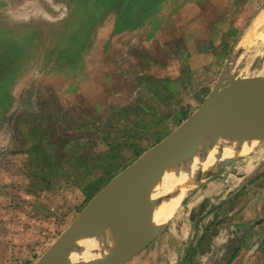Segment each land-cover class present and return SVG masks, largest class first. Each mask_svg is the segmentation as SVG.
Instances as JSON below:
<instances>
[{
    "label": "rangeland",
    "instance_id": "obj_1",
    "mask_svg": "<svg viewBox=\"0 0 264 264\" xmlns=\"http://www.w3.org/2000/svg\"><path fill=\"white\" fill-rule=\"evenodd\" d=\"M225 69L264 76V0H10L0 14V264H35L115 176L204 103ZM254 128L249 153L200 179L127 264H181L185 254L183 264H210L186 246L230 216L229 188L256 177L239 193L264 199V137ZM218 136L187 159L206 157ZM205 184L223 203L190 212ZM238 257L215 264H263Z\"/></svg>",
    "mask_w": 264,
    "mask_h": 264
},
{
    "label": "water",
    "instance_id": "obj_2",
    "mask_svg": "<svg viewBox=\"0 0 264 264\" xmlns=\"http://www.w3.org/2000/svg\"><path fill=\"white\" fill-rule=\"evenodd\" d=\"M226 69L204 103L174 132L115 176L35 264H71L74 260L79 264H127L162 233L165 224L154 221V215L158 207H167L173 199L175 185L165 175L177 170L179 158L191 155L207 136L222 135L220 125L240 103L264 117V76L236 79ZM226 80L229 84L224 86ZM254 129L261 135L258 138L264 137V120L260 119ZM156 185L158 192L153 190ZM128 188L136 189L143 221L116 228V248L83 246L94 219L116 202L123 203V192Z\"/></svg>",
    "mask_w": 264,
    "mask_h": 264
},
{
    "label": "bare ground",
    "instance_id": "obj_3",
    "mask_svg": "<svg viewBox=\"0 0 264 264\" xmlns=\"http://www.w3.org/2000/svg\"><path fill=\"white\" fill-rule=\"evenodd\" d=\"M260 119L264 120V117L249 106L240 103L228 115L223 124L220 125L221 133L224 137L220 140L218 139L219 146H216L215 149H210L211 151L208 150V152L204 150L203 152L206 151L207 153L206 157L202 156L200 150L191 159H187L188 156L186 155L184 157L181 156L177 170L174 173L167 172L165 175L167 179H171L170 183L175 185L173 199L167 207L160 206L156 209L154 221L166 224L177 211L190 190L195 187L200 179L205 177L212 169L214 170L221 163V160L227 159L226 161H228L230 159L245 157L249 153L251 142L253 141H249L246 138L256 139L255 135H251V130L258 125ZM241 139L242 142H240ZM245 139L247 142H245ZM210 142L214 141L211 140ZM221 148L225 149L224 153H221ZM158 185L154 187V191L158 192ZM123 198V203L116 202L106 212L94 219L92 232L88 239L83 241V246L116 248L119 241L118 237L115 236V229L127 228L133 223L143 221L136 189L128 188L124 190ZM97 231L100 232V235H96L95 232ZM71 264L79 263L77 260H74Z\"/></svg>",
    "mask_w": 264,
    "mask_h": 264
},
{
    "label": "crops",
    "instance_id": "obj_4",
    "mask_svg": "<svg viewBox=\"0 0 264 264\" xmlns=\"http://www.w3.org/2000/svg\"><path fill=\"white\" fill-rule=\"evenodd\" d=\"M137 9V8H134ZM10 13V0H0V14ZM264 173V170L260 172V175ZM256 177L249 180H255ZM252 181L237 182L236 186L229 188L230 191L235 192L232 194L231 199L227 205H230V216L223 220H218V217L209 220L217 219L213 227L207 226L205 231H197V239L193 236L187 244V251H196L199 254L209 255L210 264H215L220 255L239 254V260L243 259L244 255L248 256H263L262 262L264 264V199H251L249 195L253 196V193L248 195H240V191H245L249 188ZM206 188H201L195 192L192 198L189 199L188 206L190 212L205 211L212 203L220 205L224 199L215 198L209 196L206 192L212 191V184H205ZM228 191V190H227ZM204 192V196H203ZM198 208V209H197ZM223 216H219L222 219ZM209 219V216H208ZM229 224V225H228ZM230 226V231H226L225 227ZM195 239V240H194ZM173 251L172 256L175 255V249L179 248V242L173 239ZM208 240V241H207ZM194 241V244H191ZM209 247V250H208ZM208 250V254H206ZM138 255V254H137ZM236 258V261L238 260ZM207 259V258H206ZM251 260V261H250ZM187 261L186 254L182 256L180 263L183 264ZM256 259H248V264H259ZM232 264V263H231Z\"/></svg>",
    "mask_w": 264,
    "mask_h": 264
}]
</instances>
